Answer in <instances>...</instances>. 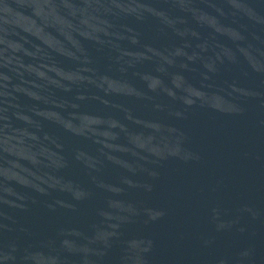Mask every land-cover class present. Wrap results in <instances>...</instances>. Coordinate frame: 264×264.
Listing matches in <instances>:
<instances>
[{"label": "water", "instance_id": "obj_1", "mask_svg": "<svg viewBox=\"0 0 264 264\" xmlns=\"http://www.w3.org/2000/svg\"><path fill=\"white\" fill-rule=\"evenodd\" d=\"M0 264H264V0H0Z\"/></svg>", "mask_w": 264, "mask_h": 264}]
</instances>
